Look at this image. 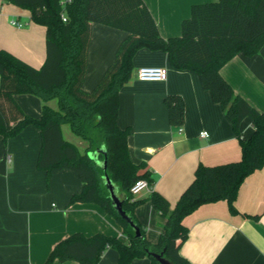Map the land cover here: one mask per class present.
I'll return each instance as SVG.
<instances>
[{"label": "trees", "instance_id": "obj_1", "mask_svg": "<svg viewBox=\"0 0 264 264\" xmlns=\"http://www.w3.org/2000/svg\"><path fill=\"white\" fill-rule=\"evenodd\" d=\"M28 9L31 20L46 27V61L35 69L7 51L0 50V136L3 143L26 127L40 131L41 148L37 167L50 177L62 170H73L82 183V191L70 204H97L123 229L126 239L98 233L86 236L77 232L59 241L44 264H99L107 250L118 253V264L149 259L160 264L150 252L160 254L172 264H191L180 254L189 230L184 219L199 207L226 200L232 213H238L235 200L244 181L264 166V110L254 108L235 93L223 78L222 68L238 53L248 57L264 46V0H218L192 6L183 20L181 34L163 38L143 0H10ZM63 15L66 21L63 20ZM93 24H101L127 33L117 49L114 62L92 91L84 84L88 70V50ZM143 48L168 54L171 65L199 75L233 127L241 146L238 161L207 166L199 164L192 183L181 194L175 207L153 191L150 202L166 219L156 243H151L134 215L144 199L131 193L141 179L151 187L154 180L146 167L132 161L128 138L132 130L118 125L119 94L134 71L133 59ZM18 94H31L43 101L40 117L28 115L16 100ZM57 100V109L49 101ZM164 103L169 122L181 127L185 121V102L179 95H168ZM251 120L254 132L247 137L242 122ZM86 142L84 151L66 139L63 126ZM104 148L106 155L100 152ZM95 159L89 153L95 154ZM106 163V168L104 162ZM106 176L124 199L123 209L134 226L116 211L106 184ZM258 218V217H256ZM136 228L140 235H136Z\"/></svg>", "mask_w": 264, "mask_h": 264}, {"label": "crops", "instance_id": "obj_2", "mask_svg": "<svg viewBox=\"0 0 264 264\" xmlns=\"http://www.w3.org/2000/svg\"><path fill=\"white\" fill-rule=\"evenodd\" d=\"M9 1L0 0V50L40 69L47 55L46 27L33 22L28 9ZM143 1L159 33L167 39L180 36L182 22L190 17L193 5L218 0ZM13 21L22 26L13 25ZM126 36L124 31L93 24L88 67L94 66L95 71L84 85L86 91L114 62ZM133 65L132 78L119 94L118 125L132 130L128 138L130 157L134 163L144 164L146 168L141 172L148 171L154 180L152 190L136 196L144 201L135 208L134 215L148 240L156 243L166 219L153 208L152 192H158L175 207L199 164L238 161L242 152L232 125L197 73L174 68L166 52L148 48L136 53ZM143 67L166 68L168 77L162 82L140 81L137 73ZM221 74L236 94L257 110H264V46L253 57L238 53ZM168 95H179L185 102L181 127L169 122L164 103ZM16 100L25 113L40 117V97L18 94ZM241 131L252 136L251 120L242 122ZM203 132L209 136L202 138ZM40 148V131L34 126L26 127L7 145L0 136V264H44L59 241L77 232L88 237L101 233L124 241V229L100 206L70 204L71 197L83 187L73 170L47 177L38 169ZM235 207L238 213L234 214L228 202L221 200L187 216L183 222L189 236L180 248L182 257L191 264H264V166L241 185ZM99 264H118V253L107 250ZM132 264H150V260H135Z\"/></svg>", "mask_w": 264, "mask_h": 264}, {"label": "built area", "instance_id": "obj_3", "mask_svg": "<svg viewBox=\"0 0 264 264\" xmlns=\"http://www.w3.org/2000/svg\"><path fill=\"white\" fill-rule=\"evenodd\" d=\"M69 1V0H68ZM63 20L66 21L65 16L63 15ZM13 25L21 27L22 25L13 21ZM137 77L140 81H157L162 82L165 81L168 77V70L166 68L161 67H143L138 70ZM209 135L207 132L201 133L202 138H207ZM9 161L10 158L7 157ZM153 187L149 185V183L144 180H138L133 187L131 188V193L135 196L139 195L144 190H152Z\"/></svg>", "mask_w": 264, "mask_h": 264}, {"label": "water", "instance_id": "obj_4", "mask_svg": "<svg viewBox=\"0 0 264 264\" xmlns=\"http://www.w3.org/2000/svg\"><path fill=\"white\" fill-rule=\"evenodd\" d=\"M101 153H103L104 155H106V152L104 151V148H102L100 150ZM98 154V152H96L95 154L89 153V156L92 159H95V155ZM106 163L107 161L104 162L105 164V168H106ZM106 184L107 187L109 189L110 192V197L112 199L113 205L116 209V211L118 212V214L120 215V217L122 219H124L126 222H128L131 226H134L132 220L130 219V217L128 216V214L124 211L123 209V202L124 199L122 198V196L118 193L117 188L115 187V185L111 182L110 178L108 176H106ZM136 235L139 236L140 235V231L136 228ZM150 255H152L154 257V259L159 262L160 264H172L167 258L164 257V252L157 254V253H152L150 252Z\"/></svg>", "mask_w": 264, "mask_h": 264}, {"label": "rangeland", "instance_id": "obj_5", "mask_svg": "<svg viewBox=\"0 0 264 264\" xmlns=\"http://www.w3.org/2000/svg\"><path fill=\"white\" fill-rule=\"evenodd\" d=\"M95 70H94V66H89L88 67V70H87V78H86V82H85V84L87 83V81H88V79H90V77H91V74H92V72H94ZM98 83V81L95 83V84H97ZM84 84V85H85ZM95 85H93V87H94ZM92 87V88H93ZM90 89V91H92L93 89ZM85 90V89H84ZM86 91V90H85ZM90 91H86V92H90ZM49 105L51 106V107H53V108H56L57 109V100L54 98L53 100H51V101H49ZM63 133H64V136H65V138L66 139H68V140H70L71 142H73V143H75L78 147H80V149H81V151H84V149H85V141L82 139V138H80V137H78V136H76L75 134H73V132H72V130H71V127H70V125L69 124H65L64 126H63Z\"/></svg>", "mask_w": 264, "mask_h": 264}]
</instances>
